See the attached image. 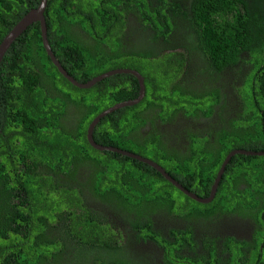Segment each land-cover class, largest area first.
I'll return each instance as SVG.
<instances>
[{"label":"trees","instance_id":"obj_1","mask_svg":"<svg viewBox=\"0 0 264 264\" xmlns=\"http://www.w3.org/2000/svg\"><path fill=\"white\" fill-rule=\"evenodd\" d=\"M39 3L0 0V43ZM191 7L201 28L198 40L203 53L213 58L215 66L234 63L241 53L257 62V71L264 66V0H193ZM151 10L155 9L146 0H47V40L61 66L79 83L112 70L132 69L144 76L148 93L155 95V99L148 97V103L156 101L155 107L187 103L193 109L207 101L204 92L173 91L170 79L159 72L161 66L150 59L153 53L144 50L146 45L126 46L125 20L130 13L144 24L154 19L159 35L165 36ZM219 49L225 51L223 58ZM169 56L177 62L180 55ZM249 89L253 88L248 80L243 95ZM138 90L136 78L127 74L111 76L85 90L72 86L47 56L39 23L29 26L11 45L0 64V264H90V256H82L88 251L94 255L92 264H135L125 260L119 247L110 255L101 253L110 247L108 237L104 227L93 229L98 228L93 221L96 214L85 208L87 199L130 198L139 204L115 205V213L128 218L140 235L160 238L149 219L143 223L147 229L143 233L140 222L131 217L144 216L153 201L161 207L166 204L170 188L157 185L169 184L143 164L99 152L86 140L88 125L99 113L133 100ZM248 98L252 103L254 97ZM142 105L101 119L93 132L95 143L131 148L118 136L138 129ZM151 114L155 119L157 112ZM116 119L120 131L114 128ZM147 153L152 155V150ZM167 164L180 167L175 160ZM97 180L108 189L106 193L96 189ZM87 183L91 186L86 191L80 186ZM135 195L141 200H133ZM97 216L106 220L104 213ZM86 232H90L87 238Z\"/></svg>","mask_w":264,"mask_h":264},{"label":"flooded vegetation","instance_id":"obj_2","mask_svg":"<svg viewBox=\"0 0 264 264\" xmlns=\"http://www.w3.org/2000/svg\"><path fill=\"white\" fill-rule=\"evenodd\" d=\"M146 1L155 9L151 11L155 12V20L165 36L159 35L154 19L144 24L130 13L125 20L126 46L146 45L144 50L153 53L150 59L161 66L159 72L170 79L173 91L204 92L207 101L193 109L187 103L172 106L175 100L170 101L171 105L155 107L156 101L148 103V97L155 99V95L148 93L140 74L145 88L139 102H143V107L137 115L140 126L118 136L131 148H113L154 163L197 200L188 197L154 168L131 159L169 184L157 185L160 189L170 188L169 194H165L171 197L166 204L161 207L151 200L153 206L144 216L131 217V221L140 222L143 233L147 232L143 223L149 219L160 238L140 235L128 218L115 213V205L139 204L132 203L130 198L119 195V199L110 201L87 199L85 208L96 214L93 221L98 228L93 229L104 227L103 234L109 241L110 247L100 251L110 255L114 248H120L125 260L135 264H264V86H260L261 79L264 84V66L260 65L257 71V62L246 53H241L234 63L223 61L221 66L218 63L215 66L198 40L201 28L193 18V0ZM217 52L219 57L225 55L222 49ZM170 54L180 55L177 62ZM248 80L253 89L243 95ZM248 96L254 97L252 103ZM253 107L258 109L257 114ZM153 110L157 112L155 119ZM114 121H117L114 128L120 131V121ZM149 150L152 155H148ZM171 160L180 167H170L167 163ZM95 185L100 194L108 191L99 180ZM89 186L87 183L80 187L87 191ZM97 212L104 213L106 220L97 216ZM86 234L87 238L90 232ZM82 256L86 259L90 256L89 263L94 262L90 251Z\"/></svg>","mask_w":264,"mask_h":264},{"label":"water","instance_id":"obj_3","mask_svg":"<svg viewBox=\"0 0 264 264\" xmlns=\"http://www.w3.org/2000/svg\"><path fill=\"white\" fill-rule=\"evenodd\" d=\"M47 7V0H40L39 5L35 8L30 10L11 30L10 32L3 38V40L0 43V64L11 47V45L15 42L17 38H19L29 26H31L34 23H39L40 26V32H41V38H42V44L43 47L46 51L47 56L51 60V63L54 65V67L57 69L58 73L66 80L68 81L72 86L78 88V89H88L94 86L95 84L99 83L100 81L109 78L114 75H120V74H127V75H132L135 77L139 83V96L135 100H129L125 101L122 103H118L113 105L112 107H109L108 109L102 111L99 113L89 124L88 129H87V134H86V139L88 144L95 150L99 152H111V153H116L122 157H126L132 160H137L139 162H142L144 164L149 165L150 167L154 168L156 172H158L160 175H162L168 182H170L172 185H174L176 188H178L180 191H183L188 197L197 200V198L188 192H185L171 177L165 174V172L155 165L154 163L145 160L141 158L140 156L131 154L129 152L113 148V147H108V146H102L99 144H96L93 139V132L97 124L106 117L107 115L112 114L113 112L127 108V107H132L140 102L144 95V83H143V78L142 76L135 70L131 69H116L112 70L106 73H103L97 77H94L92 80H90L87 83H79L77 82L72 76H70L64 68L61 66V64L58 62V60L55 58L54 54L51 51L50 45L47 40V26H46V21L44 17V12ZM242 153V152H240Z\"/></svg>","mask_w":264,"mask_h":264},{"label":"rangeland","instance_id":"obj_4","mask_svg":"<svg viewBox=\"0 0 264 264\" xmlns=\"http://www.w3.org/2000/svg\"><path fill=\"white\" fill-rule=\"evenodd\" d=\"M123 207H128L127 205H124ZM113 210V209H112Z\"/></svg>","mask_w":264,"mask_h":264}]
</instances>
